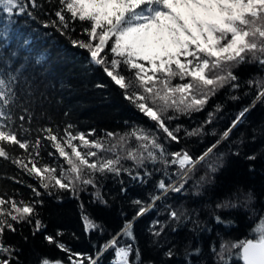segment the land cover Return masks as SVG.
<instances>
[{"label": "snow or ice", "instance_id": "1", "mask_svg": "<svg viewBox=\"0 0 264 264\" xmlns=\"http://www.w3.org/2000/svg\"><path fill=\"white\" fill-rule=\"evenodd\" d=\"M58 2L61 6L55 12L58 24L54 20L53 25L62 34L68 35L65 30L69 27V19H78L85 24L83 33L87 38H70L71 44L86 49L91 62L102 66L107 77L123 90L124 98L154 124L150 128H133L122 135L107 132L105 138L98 139H88L85 133L72 131L71 125H67L62 135L51 127L33 130L30 123L25 127V121L31 120L30 115H19V124L13 118L11 108L15 93L5 79L0 77V158L10 160L22 173L37 182L29 184L12 177L15 183L25 184L31 190L32 197L28 200L22 197L17 199L19 193H0V264H21L18 255L20 250L5 242L7 232L16 233L17 226L23 224L32 226L33 236L44 231L46 226L40 219L37 206L44 204L42 197L45 194L53 196L66 191L79 198V193L87 191L89 186L98 189L99 180L109 173L114 176L127 173L134 181L145 183V177L152 175V171L147 170L149 163L153 166L163 164L165 175L169 179L176 177L171 183L164 179L157 182L156 188L161 194L182 192L197 165L205 162L221 141L230 136L232 129L241 122L249 108H244L232 121V125L221 134L220 139L196 158L184 150L167 151L165 144L171 141L179 143L178 133L181 130L180 125L171 128L168 122L179 116H190L204 110L211 97L221 89H240V78L234 68L243 64H255L264 71V0ZM37 7H40L38 0H0V10L9 15L14 14L17 9L19 14L32 15L30 9ZM176 78L180 82L174 83ZM245 83L249 88L257 89L256 100H264V78H250ZM231 99L239 97L232 96ZM219 111L221 105L216 106L215 112ZM215 112L208 113L204 124L212 123ZM204 124L191 131L185 130V135L191 137L203 134ZM33 131L35 138L28 139ZM160 132L164 134L163 140L158 135ZM93 133L87 135L91 136ZM117 136L118 144H112L111 140ZM133 137L137 142L136 147L130 146ZM75 141H79V144ZM45 142L55 150L48 151V156L53 157L58 153L63 164L67 165L66 168L62 164L53 166L42 162L41 146ZM17 148L23 149V154L12 155ZM121 152L124 154L121 155ZM108 153L112 155L109 156ZM248 159L255 160L256 157L252 155ZM123 160H131L133 166L125 167ZM219 160L221 157H217V161ZM172 165H178L179 170L169 173L168 168ZM207 167L212 172L217 170L213 163H208ZM140 168L145 169L143 174L138 171ZM134 171L135 175H132ZM204 181L205 177H201L194 187H199ZM120 191L125 193L126 188L121 187ZM91 195L93 202L109 206L98 190ZM161 198V195H151V203L147 205L140 199L133 200L132 204L136 208L134 215L131 219L126 218L120 229L102 245L96 246L95 257L74 253L57 239L63 235L59 231L55 235L45 233L43 240L66 253L67 264H101L100 258L106 252L114 256L110 264H142L134 225ZM234 206L230 201L217 205L218 208ZM80 207L85 233L103 234L104 226L83 210V204ZM182 217L189 218L185 212L169 209L170 221H180ZM216 219L219 221L220 218ZM153 224L158 229H150L152 235L160 237L167 225H161L159 221H154ZM175 230L174 228L173 231ZM254 231L259 233V238L248 240L242 246L240 255L244 264H264V219H261ZM224 248L225 245L222 244L221 253L218 254L221 259ZM199 254L200 249L196 248L187 253V256ZM133 255L135 260L131 259ZM173 255L171 248L164 252V256L168 258ZM39 264H65V261L45 256L40 258ZM148 264L152 262L149 261ZM188 264H191L190 260Z\"/></svg>", "mask_w": 264, "mask_h": 264}, {"label": "trees", "instance_id": "2", "mask_svg": "<svg viewBox=\"0 0 264 264\" xmlns=\"http://www.w3.org/2000/svg\"><path fill=\"white\" fill-rule=\"evenodd\" d=\"M38 4L40 7L30 9L32 15L19 14L18 9L11 15L0 10V77L15 93L11 114L17 124L19 115H30L31 120L25 121V127L29 123L33 130L51 127L62 135L67 125H71L72 131L85 133L88 139L105 138L107 132L122 135L133 128L152 127L154 122L124 98L123 90L107 77L102 66L91 62L87 50L71 44L70 38H87L83 33L86 25L78 19H69V27L65 30L68 35H64L53 25L54 20L58 24L55 17L61 7L58 0H38ZM234 72L240 78V89H221L211 97L204 110L168 122L171 128L180 125L181 130L179 143H166L167 151L184 150L196 158L220 139L244 108H249L230 136L221 141L205 162L197 165L182 192L161 194L156 188L157 182L164 179L171 183L176 177L169 179L163 171V164L153 166L149 163L147 170L152 171V175L145 177V183L134 181L127 173L120 176L109 173L99 180L98 189L89 186L87 191L79 193V198L66 191L53 196L45 194L42 197L44 204L37 206L40 219L46 226L44 231L33 236L32 226L23 224L17 226L16 233L7 232L5 235V242L20 250L21 264H39L40 258L45 256L52 260L62 259L67 264V254L43 240L45 233L55 235L57 231L63 233L57 239L74 253L95 257L96 246L102 245L120 229L126 218L131 219L134 215L136 208L132 201L140 199L147 205L151 203V195H161L162 198L134 225L142 264L149 261L152 264H188L189 260L191 264H243L241 247L245 241L259 238L254 229L264 219V100H256L257 89L249 88L245 82L250 78H264V71L255 64H243L234 68ZM173 82L180 81L176 78ZM232 96L239 99L233 100ZM217 105H221L219 112H215ZM209 112H215V116L211 124H204ZM202 124L205 128L203 134L185 135V130L191 131ZM89 133L93 134L88 136ZM158 135L163 140L164 134L160 132ZM27 138L34 139L35 131ZM118 141L119 136L111 143L118 144ZM75 143L79 144V141ZM136 145L135 138H131L130 146ZM48 151L55 152L45 142L41 146L43 163L67 167L58 153L50 157ZM23 152L17 148L12 155L19 156ZM252 155L255 160L248 159ZM217 157L221 160L217 161ZM122 163L125 167L133 166L131 160ZM208 163L216 165L217 170L210 171ZM178 170V165L168 168L169 173ZM138 171L143 174L145 169ZM12 177L29 184L37 183L10 160L0 158V193H19L17 199H30L31 190L25 184L15 183ZM201 177H205V181L194 187ZM121 187L126 188L125 193H121ZM97 190L108 201V207L93 202L91 193ZM226 201L235 206L217 207ZM81 204L89 216L104 226L103 234L85 233ZM169 209L185 212L189 218L170 221ZM154 221L167 225L160 237L153 236L150 231L153 227L158 229ZM222 244L225 245L223 259L218 255ZM169 248L174 252L171 258L164 256ZM196 248L200 249L199 255L187 256ZM113 257L111 253H104L101 264H110ZM131 259L135 260V255Z\"/></svg>", "mask_w": 264, "mask_h": 264}, {"label": "water", "instance_id": "3", "mask_svg": "<svg viewBox=\"0 0 264 264\" xmlns=\"http://www.w3.org/2000/svg\"><path fill=\"white\" fill-rule=\"evenodd\" d=\"M249 240H257V239H249ZM248 241V240H247ZM247 241H245V242H247ZM243 246V245H242ZM241 251H242V247H241ZM242 259V258H241ZM242 262H243V264H244V261H243V259H242ZM66 264V263H65Z\"/></svg>", "mask_w": 264, "mask_h": 264}, {"label": "rangeland", "instance_id": "4", "mask_svg": "<svg viewBox=\"0 0 264 264\" xmlns=\"http://www.w3.org/2000/svg\"><path fill=\"white\" fill-rule=\"evenodd\" d=\"M147 66V65H146ZM257 233V232H256ZM258 234V236H259V233H257Z\"/></svg>", "mask_w": 264, "mask_h": 264}]
</instances>
